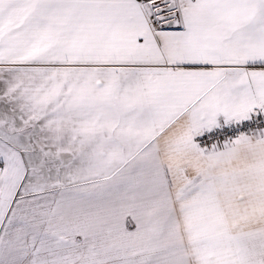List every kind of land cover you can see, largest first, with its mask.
Segmentation results:
<instances>
[{"label":"snow or ice","instance_id":"snow-or-ice-1","mask_svg":"<svg viewBox=\"0 0 264 264\" xmlns=\"http://www.w3.org/2000/svg\"><path fill=\"white\" fill-rule=\"evenodd\" d=\"M0 264H264V0H0Z\"/></svg>","mask_w":264,"mask_h":264}]
</instances>
